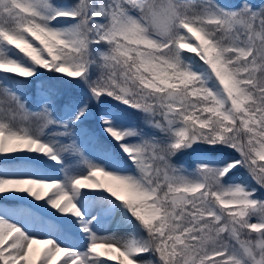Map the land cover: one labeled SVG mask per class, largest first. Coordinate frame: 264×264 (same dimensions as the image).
I'll return each mask as SVG.
<instances>
[{
  "label": "snow or ice",
  "instance_id": "1",
  "mask_svg": "<svg viewBox=\"0 0 264 264\" xmlns=\"http://www.w3.org/2000/svg\"><path fill=\"white\" fill-rule=\"evenodd\" d=\"M0 200V264H264V0H0Z\"/></svg>",
  "mask_w": 264,
  "mask_h": 264
},
{
  "label": "rangeland",
  "instance_id": "2",
  "mask_svg": "<svg viewBox=\"0 0 264 264\" xmlns=\"http://www.w3.org/2000/svg\"><path fill=\"white\" fill-rule=\"evenodd\" d=\"M254 1H257V0H252V2L254 3ZM261 0H259V3H260ZM221 2H228V3H238L239 0H221ZM36 85L37 83L34 84V86H32V89H23V91L25 92V94L30 97V100H29V103H28V107L29 108H34L36 106L35 104V98H36ZM90 122L88 124H85V126L87 128H93V127H97V131L103 133L101 130H100V126H99V123L96 121V120H89ZM134 123H137L139 124V121L137 120V118L133 121ZM104 134V133H103ZM105 135V134H104ZM106 136V135H105ZM181 158H178L176 159V162L179 163L181 161L191 165L192 161H191V158L187 155H184V156H180ZM7 201L9 200H0V204H6L8 206H14L16 204H19L21 203L20 201H15V204H8ZM54 219V218H53Z\"/></svg>",
  "mask_w": 264,
  "mask_h": 264
},
{
  "label": "bare ground",
  "instance_id": "3",
  "mask_svg": "<svg viewBox=\"0 0 264 264\" xmlns=\"http://www.w3.org/2000/svg\"><path fill=\"white\" fill-rule=\"evenodd\" d=\"M36 203H43V201L36 202ZM52 211H54V210H52ZM113 227H114V225H113ZM108 230L111 231L112 229L110 228V229H108Z\"/></svg>",
  "mask_w": 264,
  "mask_h": 264
}]
</instances>
